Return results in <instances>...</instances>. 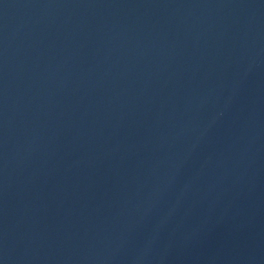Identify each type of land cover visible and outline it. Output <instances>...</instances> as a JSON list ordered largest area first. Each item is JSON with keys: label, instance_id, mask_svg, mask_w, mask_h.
Returning a JSON list of instances; mask_svg holds the SVG:
<instances>
[{"label": "water", "instance_id": "water-1", "mask_svg": "<svg viewBox=\"0 0 264 264\" xmlns=\"http://www.w3.org/2000/svg\"><path fill=\"white\" fill-rule=\"evenodd\" d=\"M0 264H264V0H0Z\"/></svg>", "mask_w": 264, "mask_h": 264}]
</instances>
